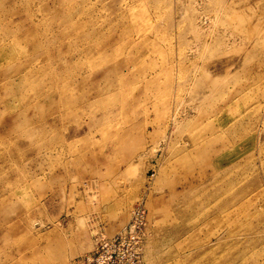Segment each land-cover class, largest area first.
I'll return each mask as SVG.
<instances>
[{
    "label": "rangeland",
    "instance_id": "obj_1",
    "mask_svg": "<svg viewBox=\"0 0 264 264\" xmlns=\"http://www.w3.org/2000/svg\"><path fill=\"white\" fill-rule=\"evenodd\" d=\"M140 202L142 264H264V0H0V264Z\"/></svg>",
    "mask_w": 264,
    "mask_h": 264
},
{
    "label": "built area",
    "instance_id": "obj_2",
    "mask_svg": "<svg viewBox=\"0 0 264 264\" xmlns=\"http://www.w3.org/2000/svg\"><path fill=\"white\" fill-rule=\"evenodd\" d=\"M147 211L142 202L132 210L128 226L113 237L99 235L94 249L72 264H142L147 236Z\"/></svg>",
    "mask_w": 264,
    "mask_h": 264
}]
</instances>
